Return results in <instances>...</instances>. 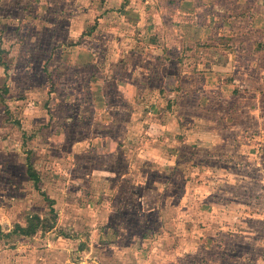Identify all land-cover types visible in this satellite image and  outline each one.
<instances>
[{"label":"rangeland","instance_id":"374dc122","mask_svg":"<svg viewBox=\"0 0 264 264\" xmlns=\"http://www.w3.org/2000/svg\"><path fill=\"white\" fill-rule=\"evenodd\" d=\"M0 264H264V0H0Z\"/></svg>","mask_w":264,"mask_h":264},{"label":"trees","instance_id":"16d2710c","mask_svg":"<svg viewBox=\"0 0 264 264\" xmlns=\"http://www.w3.org/2000/svg\"><path fill=\"white\" fill-rule=\"evenodd\" d=\"M27 174L33 182H35V183L38 182L37 173L35 171H33V169L30 167V165H28V167H27ZM38 221L39 220L37 217L30 218L26 227L17 226L16 228L22 235L30 236L35 232Z\"/></svg>","mask_w":264,"mask_h":264}]
</instances>
